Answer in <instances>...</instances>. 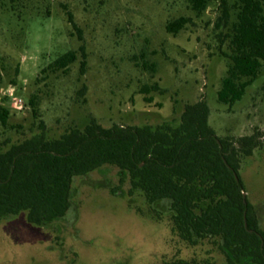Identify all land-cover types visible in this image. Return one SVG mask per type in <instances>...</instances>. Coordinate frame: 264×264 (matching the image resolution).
Listing matches in <instances>:
<instances>
[{
  "label": "rangeland",
  "instance_id": "374dc122",
  "mask_svg": "<svg viewBox=\"0 0 264 264\" xmlns=\"http://www.w3.org/2000/svg\"><path fill=\"white\" fill-rule=\"evenodd\" d=\"M220 13V0H207L201 12L187 0H0V104L9 109V128L0 124V139L38 131L32 96L47 137L82 128L90 118L104 127L155 126L178 120L186 104L202 100L217 136L233 141L257 136L259 144L242 158L239 175L264 222V62L240 100L232 106L217 100L229 65L223 55L228 39L222 41L228 28L216 27ZM231 13L234 20L232 8ZM180 16L190 22L176 34L167 32L166 23ZM69 50L77 59L65 71L54 69L52 62ZM144 60L154 68L144 67ZM153 83L161 90L140 93ZM177 259L227 264L211 241L181 240L171 228L168 202L148 204L114 166L74 177L70 209L47 226L30 223L26 210L0 219V264Z\"/></svg>",
  "mask_w": 264,
  "mask_h": 264
},
{
  "label": "trees",
  "instance_id": "16d2710c",
  "mask_svg": "<svg viewBox=\"0 0 264 264\" xmlns=\"http://www.w3.org/2000/svg\"><path fill=\"white\" fill-rule=\"evenodd\" d=\"M201 12L207 0H187ZM216 27L228 39L229 59L216 95L232 106L256 78L264 62V0H220ZM231 8L234 20H231ZM66 9V8H65ZM67 20L79 31L69 10ZM190 19L170 20L165 30L176 34ZM81 71L86 54L80 45ZM77 59L69 50L51 64L65 71ZM144 67L154 68L143 61ZM153 83L140 93L160 91ZM151 101V97H144ZM38 120V131L23 138L0 139V219L26 210L30 223L47 226L66 215L71 206L74 177L103 166L117 168L130 190L140 192L148 204L166 200L173 232L189 245L211 241L227 264H264V222L242 184V158L258 146L256 135L237 140L216 135L208 123L209 107L199 100L186 104L178 120L152 126L114 124L104 127L90 118L82 127L71 126L47 137L34 96L28 100ZM9 109L0 104V124L9 128ZM236 175V177H235ZM163 264H197L177 259Z\"/></svg>",
  "mask_w": 264,
  "mask_h": 264
},
{
  "label": "built area",
  "instance_id": "2783aa9c",
  "mask_svg": "<svg viewBox=\"0 0 264 264\" xmlns=\"http://www.w3.org/2000/svg\"><path fill=\"white\" fill-rule=\"evenodd\" d=\"M19 102H20V103H19V107H21L22 102H21L20 100H19Z\"/></svg>",
  "mask_w": 264,
  "mask_h": 264
},
{
  "label": "water",
  "instance_id": "95a60500",
  "mask_svg": "<svg viewBox=\"0 0 264 264\" xmlns=\"http://www.w3.org/2000/svg\"><path fill=\"white\" fill-rule=\"evenodd\" d=\"M235 177H236V175H235ZM243 196H245V193L243 192Z\"/></svg>",
  "mask_w": 264,
  "mask_h": 264
}]
</instances>
